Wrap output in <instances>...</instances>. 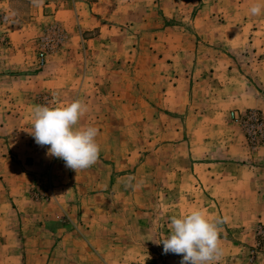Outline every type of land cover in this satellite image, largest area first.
I'll use <instances>...</instances> for the list:
<instances>
[{
    "label": "crops",
    "instance_id": "obj_1",
    "mask_svg": "<svg viewBox=\"0 0 264 264\" xmlns=\"http://www.w3.org/2000/svg\"><path fill=\"white\" fill-rule=\"evenodd\" d=\"M230 1V21L224 16L206 27L204 19L227 13L216 0H0V82L13 78V71L28 70L31 72L23 75H38L40 91L59 87L66 79L72 83L80 73L78 56L82 55L85 69L81 76L84 84L90 82L85 92L116 95L115 106L127 118L114 119L115 124L139 126L132 147L117 154L113 151L116 160L109 172L111 180L87 183V193L71 203L68 212L60 205L68 217L58 218L59 229L46 225L47 213L57 210L56 191L48 203L33 204L26 199L33 183L12 186L7 176L0 181V254L5 255L0 264H19L25 254L23 239L39 240L40 234L56 238L53 252L63 258L55 264H181L182 255L165 254L161 242L170 234L169 218L194 209L203 210L217 227L222 256L214 264H263L251 253L256 236L260 230L264 232V145L251 149L229 113L256 108L264 114V25L244 18L250 17L253 0ZM185 11L194 12L192 28L198 35L216 27L230 29L231 38H224L223 33L212 40L205 35L195 37L191 58L183 47L184 42L189 45L188 39L174 36L175 30L185 28L169 21ZM158 18L165 23L158 24ZM131 22L133 32L143 30L150 36L146 47L150 70L133 72L140 83L149 77L148 87L129 85V72L123 68L129 61L132 65L142 59L141 38L127 36L126 23ZM54 23L61 27L65 39L48 55L46 68L37 70L35 50L41 46L45 28ZM163 29L169 30V39L158 37ZM163 42L171 47L169 52L159 51ZM220 45L226 48L224 52ZM246 47L252 65L245 73L238 54L231 52ZM61 60L70 62L67 76L60 74ZM52 69L54 76L48 73ZM202 77L205 86L197 80ZM9 106L19 105L9 103L10 110ZM107 107L101 103L103 115L108 110L118 112ZM91 110L94 119L89 118L86 124L94 126L97 108ZM162 117L169 118V133L157 131ZM12 119L17 126L33 124L28 119L25 125L23 118ZM144 127H149L145 129L149 133H143ZM16 138L13 144L3 140L10 148L9 159L24 162L27 157L41 155L43 165L51 158L46 155L47 146L37 145L30 134ZM161 148H169V154H159ZM161 156L165 162L156 164ZM7 157L2 158L6 161ZM32 207L36 213H30ZM234 207L246 208L237 213ZM30 220L42 227L39 235L27 229Z\"/></svg>",
    "mask_w": 264,
    "mask_h": 264
},
{
    "label": "rangeland",
    "instance_id": "obj_2",
    "mask_svg": "<svg viewBox=\"0 0 264 264\" xmlns=\"http://www.w3.org/2000/svg\"><path fill=\"white\" fill-rule=\"evenodd\" d=\"M213 2V0H210ZM241 0H238L240 3ZM218 7H222L227 10V13L224 15L223 13H218L213 14L214 18L209 17L204 19V22H207V25H213V21L215 20L216 22H220V19L223 20L224 16L226 22L230 21V10H231V1L230 0H216ZM254 4H261L264 5V0H253ZM213 4V3H212ZM233 4V3H232ZM24 8V7H23ZM243 16V14L240 15V19ZM250 17H246L244 15V18L249 20V22H252L254 25L258 26H263L264 25V14H261L259 16H252L249 15ZM221 17V18H220ZM193 18H194V12L190 13L189 11H185V13H180L178 16L171 18L174 24H181L183 28L185 29H179V31L175 30L174 36L175 38H182L183 39H188V46L186 43H183V47L188 50L190 53V57H193V41L196 38H201L202 35H205L208 39H214V35L216 34H221L223 33L224 38H231L230 36V29L224 30V29H215L216 27H210L208 30L211 32L205 31L204 34L198 35L192 28L193 26ZM244 19V20H245ZM158 24L162 25L165 23V19L161 20V18H158ZM213 20V21H212ZM243 22V20H242ZM58 25V23H54ZM127 24V36H129L132 39H138L141 38L142 40V48L139 49L141 52L142 59L138 61L137 63H133L132 65L131 62L129 61L126 63L123 68L127 70V72L132 73L129 78V85L133 86L142 84L143 86H149L148 84L151 82L149 80V77L147 78H142V83L133 78V72L135 69H141V71L148 73L150 70V64L151 61L149 59L148 54H147V43L150 41V36L146 33L147 31H141L137 30L136 32H133V30L130 28V26H133V22L130 24ZM53 25V24H49ZM49 25L45 28V33L47 32V29ZM258 29V28H257ZM161 34L158 35L159 38L161 39H169V30H161ZM182 34L184 35H181ZM141 34V35H140ZM255 36H259V34H253ZM187 36V37H185ZM221 36V35H220ZM194 37V38H193ZM77 46H79V42H75ZM144 46V48H143ZM41 48V46H40ZM39 48V49H40ZM171 47L168 45L165 47V43L163 44L160 43L159 46V51H164L166 49H169ZM222 52L225 51V47H222L220 45L219 47ZM39 49L35 50L36 54L38 55ZM59 49V48H58ZM58 49H56L54 52H56ZM249 47H246L245 49L241 50L240 52H231L233 54H238L237 59L241 62L239 65L241 67V70H243L245 73L250 70V64L252 63L251 60H247V56L249 55ZM173 51V50H171ZM54 52L50 53V55H53ZM194 53H196L194 51ZM230 54V52H229ZM47 56V58L49 57ZM37 57V56H36ZM47 58L46 62L43 66H40L38 64V59L36 58V66L37 70H43L47 66ZM63 58L67 59L68 56H63ZM84 57L82 55L78 56V65H79V71L80 73L77 75V78L72 82L69 83V79H66L65 81L63 80L61 83V86L59 87H54L50 88L49 90H39L40 84L38 85L37 81V76L36 77H25L23 74H28L31 71L28 70H16L13 71L12 74L15 76L13 78H10L8 80H5L4 82H0V89L3 91L0 93V181H4L6 178L8 179V183L13 186L14 184H19L18 186L22 185H29L30 183H33V186L29 189L28 196L26 195L33 204H36L38 202H44L48 203L51 198H53V193L56 191V195L59 198L58 204H57V210L52 212L51 214L46 215V225L49 229L51 230H56L59 229V219L65 217L67 219V212L68 209L70 208L71 203H75L80 197L85 196L87 193L86 189V184L87 183H106L109 182L113 176L111 173H109L111 170L114 169L115 165V160L112 158V155L114 152L120 153V150H128L129 147L133 146V136L134 134H137V130L139 129V126H135L132 124H126V125H117L113 121L114 119H118L122 117L123 119L127 118V114L124 113L123 111L119 112V108L117 105L116 101V95H109V94H102V95H97V94H91L88 92H85L86 89L89 87V83L84 84V77L81 76V72L85 69V62H84ZM62 63V64H61ZM61 63L58 65L61 67V72L60 74L63 76L64 74L67 76V74L70 72L69 71V64L70 62L68 60L64 61L61 60ZM196 63H194L195 65ZM252 65V64H251ZM97 69H95L96 71ZM161 70V69H160ZM20 71V72H19ZM60 71V70H59ZM54 72H56L54 69L49 70L48 73H51L50 75L54 76ZM34 73V72H32ZM22 74V75H21ZM18 75H21L20 77H17ZM35 76V75H34ZM117 79L115 78V81ZM198 81L204 83L202 86H205L206 78H201L197 79ZM155 82V81H154ZM159 85H162V82H158ZM192 84V81H191ZM5 92V93H4ZM75 100H80L83 104L87 106V111L80 117L78 124L76 127L78 128H86L89 127L87 125V121H90L94 119L91 117L92 110L91 109H96L97 108V116L96 119L97 124H95L93 127H96L99 132L104 135L101 136L99 134L95 139L97 144L99 145V156L95 164H93L91 167L81 170L79 172H75L72 169H69L65 166V163L62 159L51 157L50 159H47V161L42 165L43 163V157L40 156H30L25 158L21 162L19 161L16 157L9 159L7 156L8 151H10L6 141L8 143H15L18 139L16 138L17 135L19 134H30L29 132L31 131L32 126H22L19 124L17 126L16 121L13 120L12 118H23L24 119V125L28 119V121H33V112L36 106H48V107H54V106H59L63 104H68L71 103ZM127 101L129 100L126 98ZM5 102H8L5 104ZM9 103H16L19 106L14 107V106H9L11 107L10 110L8 108ZM101 103H104L107 105V108H117V111H107L102 114L101 110ZM22 105V107H20ZM18 107H20L18 109ZM253 109L259 111L264 117V114L261 110L256 109V108H249L245 110H239V109H234L231 110L229 113V118L232 123L237 124L239 128L241 129L244 138L247 142V145L251 149H256L258 146L264 145V142L259 143L255 147H251L249 144L248 139L246 138L244 129L241 125L233 121L231 118V113L236 112L237 114H243L247 112L248 110ZM14 111L15 113H11ZM11 114V116H9ZM106 114V115H105ZM109 114V115H108ZM103 116L107 117L109 116V119L103 118ZM28 117V118H26ZM91 118V120H89ZM99 118V119H97ZM169 118H159V127H157V131L159 133H169ZM2 121L6 122V125L2 123ZM102 124V125H101ZM92 126V125H90ZM164 127L166 128L165 131L162 129ZM141 127V126H140ZM149 127H144L142 130L143 133H149ZM142 129V128H141ZM29 131V132H28ZM157 132V133H158ZM153 133V131L151 132ZM125 137H132V139L129 141H125ZM4 138V139H3ZM6 141H3L5 140ZM11 139V142H10ZM34 139V138H33ZM11 144V145H12ZM114 151V152H113ZM159 154L161 153L162 155H167L169 154V148H161V152L158 151ZM7 157L6 161L3 160L2 157ZM149 159V158H148ZM146 160V157L144 158ZM161 162H158L156 164H163L165 162V157L161 156L160 158ZM36 165H40V167L37 169ZM42 165V166H41ZM34 173V175H31ZM7 176V177H6ZM6 177V178H5ZM83 185V186H81ZM85 185V186H84ZM79 186L80 188L79 190ZM54 188V190H53ZM84 188V189H83ZM1 189V188H0ZM91 191V190H89ZM61 203V204H60ZM60 205H63L66 210L63 211L61 210ZM14 206V205H13ZM246 207H234L233 210L236 211L237 213L239 212H244ZM33 211V212H32ZM32 211L30 213H36L35 211L36 208L32 207ZM16 219V218H15ZM17 220V219H16ZM41 224V223H40ZM61 224V223H60ZM26 225V224H25ZM39 224L35 220H30V225L27 226V229H29L30 233H37L39 231ZM40 228H42L40 226ZM258 229V227H256ZM260 229V228H259ZM263 229V228H261ZM35 235H39L38 233ZM48 235V236H47ZM56 238L53 237L52 235L50 236L49 234H46V236H41L39 240L36 239H30L29 241L26 240V238L23 239L24 245L22 246L23 243L22 241L20 242V246L25 249V254L23 255V260L19 262V264H45V262H49L50 260L52 261L53 264L58 263L59 259H62L63 257L60 256L59 253L54 254V243H55ZM59 240V239H57ZM28 242V248L30 249L29 253L26 252V243ZM255 250L254 253H251V256L255 257H260V261L264 264V232L260 230V233L256 236V241H255V246L252 248ZM7 257L9 255H6ZM5 258V255L0 254V260H3ZM67 262V261H66Z\"/></svg>",
    "mask_w": 264,
    "mask_h": 264
},
{
    "label": "clouds",
    "instance_id": "obj_3",
    "mask_svg": "<svg viewBox=\"0 0 264 264\" xmlns=\"http://www.w3.org/2000/svg\"><path fill=\"white\" fill-rule=\"evenodd\" d=\"M249 12L259 16L264 13V7L256 4ZM86 111L87 106L80 100L54 107L36 106L29 132L37 145L47 146V156L62 159L75 172L95 164L100 151L95 139L98 129L76 127ZM169 221L170 234L161 242L165 254L182 255L181 264H214L221 259L217 227L203 210L172 216Z\"/></svg>",
    "mask_w": 264,
    "mask_h": 264
},
{
    "label": "built area",
    "instance_id": "obj_4",
    "mask_svg": "<svg viewBox=\"0 0 264 264\" xmlns=\"http://www.w3.org/2000/svg\"><path fill=\"white\" fill-rule=\"evenodd\" d=\"M64 39L65 34L61 27L56 24L48 27L46 34L41 39V48L37 55V61L40 66L45 64L47 56L58 49ZM231 118L243 127L251 147L264 142V117L259 111L250 109L243 114L233 112L231 113ZM171 255L177 254L171 253Z\"/></svg>",
    "mask_w": 264,
    "mask_h": 264
}]
</instances>
